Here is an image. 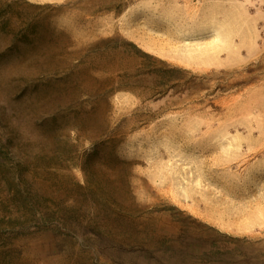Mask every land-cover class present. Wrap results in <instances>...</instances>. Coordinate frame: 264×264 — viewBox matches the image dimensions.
I'll return each instance as SVG.
<instances>
[{
	"label": "rangeland",
	"instance_id": "1",
	"mask_svg": "<svg viewBox=\"0 0 264 264\" xmlns=\"http://www.w3.org/2000/svg\"><path fill=\"white\" fill-rule=\"evenodd\" d=\"M0 264H264V0H0Z\"/></svg>",
	"mask_w": 264,
	"mask_h": 264
}]
</instances>
